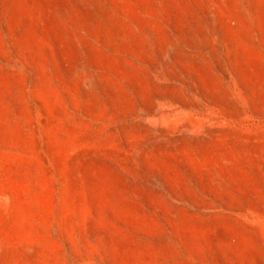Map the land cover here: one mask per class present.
<instances>
[{
    "label": "rangeland",
    "instance_id": "1",
    "mask_svg": "<svg viewBox=\"0 0 264 264\" xmlns=\"http://www.w3.org/2000/svg\"><path fill=\"white\" fill-rule=\"evenodd\" d=\"M0 264H264V0H0Z\"/></svg>",
    "mask_w": 264,
    "mask_h": 264
}]
</instances>
